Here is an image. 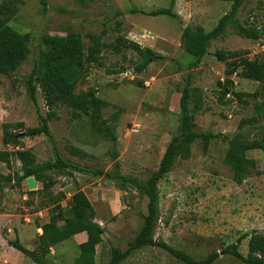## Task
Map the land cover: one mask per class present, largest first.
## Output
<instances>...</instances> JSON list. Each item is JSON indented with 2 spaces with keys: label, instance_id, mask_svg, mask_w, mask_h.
Returning a JSON list of instances; mask_svg holds the SVG:
<instances>
[{
  "label": "rangeland",
  "instance_id": "374dc122",
  "mask_svg": "<svg viewBox=\"0 0 264 264\" xmlns=\"http://www.w3.org/2000/svg\"><path fill=\"white\" fill-rule=\"evenodd\" d=\"M169 5L170 0H47L43 11L40 0H18L17 14L8 23L17 33L28 35L30 53L12 75H0V151L29 150L38 165L54 161L56 153L69 162L74 169L61 177L57 172L45 174L44 179L54 185L46 192L39 191L38 206L48 205L49 219L54 199H60L66 211L71 195L84 190L95 211L94 222L103 230L102 242L95 248L97 264L109 261L112 248L126 251L139 234L148 200L122 178L145 183L157 171L171 137L178 133V103L188 85L194 130L198 135L211 137L206 149L202 138H197L191 145L190 158L175 159L169 173L157 183L158 221L154 239L185 251L196 260L217 252L219 258L214 264H241L222 251L243 234L264 233V152L246 153L249 173L241 185L233 182L232 170L223 162L227 138L237 132L242 119L256 121L244 125L241 132L251 140L264 142V117L256 115L254 102L248 99L247 106L230 96L228 104L218 102L216 82L224 79V65L213 56L221 50L250 60L256 56L264 58V0H244L194 67L193 57L186 54L182 45V30L199 26L205 32L211 31L224 15L230 14L232 3L175 0V18L146 15ZM233 21L245 28L255 27L260 38L253 41L239 36ZM67 33L80 35L85 47L91 45L90 37L107 46L101 53V66L86 68L75 92L95 91L104 103L102 120L116 141L106 135L104 126L92 123L89 116L73 119L66 106L58 105L56 117L48 124L52 141L41 135L24 137L17 147L4 146V124L11 126L9 131L23 124L22 131H14L25 132L39 125L37 112L47 114L39 89L35 103L31 101L26 79L39 53L45 50L43 38ZM118 37L137 40L142 47L147 44L163 59L150 62L145 71L138 73L140 57L135 52H114ZM231 78L235 92L252 94L257 88L253 81ZM194 88L199 92L195 94ZM72 148L82 150L86 156L72 155ZM0 173L20 176V162L11 156L10 168L0 163ZM39 178L41 186L43 180ZM19 188L6 186L0 191V241H14L15 228L30 224L33 206L28 202L34 199L32 193ZM24 194L28 196L26 200H22ZM247 242L248 237L238 245L242 256H246ZM36 243L37 238L31 239V246L35 248ZM6 245L5 242L4 248ZM24 245L31 249L26 242ZM18 253L7 248L5 260L10 264H35L24 256L18 258ZM79 253L74 241L68 239L50 249L48 258L53 264H78ZM120 264L182 263L160 248L145 247L132 251Z\"/></svg>",
  "mask_w": 264,
  "mask_h": 264
},
{
  "label": "trees",
  "instance_id": "16d2710c",
  "mask_svg": "<svg viewBox=\"0 0 264 264\" xmlns=\"http://www.w3.org/2000/svg\"><path fill=\"white\" fill-rule=\"evenodd\" d=\"M219 1L232 3L230 14L224 15L211 31L205 32L199 26L185 27L182 30V45L186 54L193 57V67L197 66L206 55L209 42L221 35L224 26L232 20V15L244 0ZM17 4L18 0H0V75L3 76L12 75L30 53L28 35H21L8 26L9 21L17 14ZM40 4L45 11L47 0H40ZM174 4L175 0H170L168 8L155 9L146 15L175 18ZM233 26L241 37L253 41L260 38L255 27L245 28L236 21H233ZM90 39L91 45L85 47L81 36L76 33L43 38L45 50L41 51L35 60L33 70L26 79V86L33 103L36 101V90L41 91L48 112L45 116L37 112L39 125L22 132L23 134L14 131H22L23 124L15 125L13 131H9L11 126L4 124L1 138L4 146L17 147L22 136L26 135L31 137L43 135L52 141L48 124L50 120L56 117L55 108L58 105L66 106L73 119H78L81 115L89 116L92 123L104 126L106 135L116 141L112 130L102 120L101 109L104 103L96 97L95 91L75 92L76 84L85 77L86 68L101 66V53L107 47L100 39L93 37ZM122 49H130L140 57V62L136 67L138 73L145 71L150 62L163 59L160 54L153 52L148 47H142L136 42L118 37L113 50L115 53H119ZM213 56L224 65V79L216 82L218 102L222 105L228 104L230 100L227 96H230L241 105L247 106L249 102L246 99H248L254 102L253 108L256 115L264 117V58L256 56L250 60L247 57L237 55L235 52L221 50L215 51ZM232 76L257 83L256 90L252 94L235 92ZM193 92L196 94L199 90L194 88ZM190 99L191 90L188 85L184 87L178 103L180 114L178 133L171 137L157 171L152 173L145 183L122 178L123 182L126 181L127 184L147 198V213L143 217L139 234L130 243L128 249L121 252L112 248L109 261L101 264H120L132 251L145 247L160 248L182 264H214L219 258V253L212 252L205 258L196 260L185 251L175 249L162 241L155 240L153 237L158 221L157 183L169 173L175 159L187 160L190 158L191 145L197 138H202L206 149L208 139L211 137L205 134L198 135L195 132V119L189 108ZM194 108L197 109L195 104ZM255 121L254 118L240 120L237 132L232 137L227 138V150L223 162L231 168L232 179L236 185H241L249 173L246 153L254 150L264 152V142L251 140L241 132L244 125ZM70 153L78 157L86 156L82 150L75 148H72ZM11 156L20 162V176L18 174L11 176L0 173V191L6 186L15 185L19 188L20 183L29 177H34L37 181H39V177H42L41 191L46 192L54 185V182L49 179L45 180V174L57 172L58 175H63L68 170L74 169L58 153L55 154L54 161L38 165L35 155L29 150L22 149L12 152L0 151V163L10 168ZM119 189H124V186H120ZM67 207L68 209L64 211L60 205V199H54L49 220L40 227L42 233L37 237L36 247L33 250L23 247L18 239L9 242V245L35 264H53L48 258L51 248L79 233H85L86 241L78 246L80 251L78 264H97L94 260L95 248L102 242L103 230L94 222L95 211L90 201L82 191L77 190L71 195ZM247 237V253L246 256H242L238 245ZM222 253L233 257L241 264H264V233L243 234L236 243L228 245Z\"/></svg>",
  "mask_w": 264,
  "mask_h": 264
},
{
  "label": "crops",
  "instance_id": "0c3cea01",
  "mask_svg": "<svg viewBox=\"0 0 264 264\" xmlns=\"http://www.w3.org/2000/svg\"><path fill=\"white\" fill-rule=\"evenodd\" d=\"M126 37L125 39L126 40H129L131 38H128ZM129 41H132V40H129ZM137 41V40H134V42ZM136 43H140L139 41H137ZM145 47H148L151 49V46L147 45V44H144ZM3 174V173H2ZM6 175V174H4ZM61 177V175H60ZM32 180H34L32 182ZM22 192H27V193H32L31 194V198L33 197V201L29 200L28 204L32 207L33 206V210L31 211V213H29V223L30 224H26V226H23L21 228H15L16 232H14L15 234V237H17L18 241L20 242V244L25 247L27 249V247L24 245L25 242L31 247L30 250H33L34 247L33 245L31 246L30 245V241L31 239L34 240L35 238L39 237L41 235V229L40 227L47 223L48 222V210H49V207L46 203L44 204H41L40 206H38L39 204V201L41 200V196L39 194V191L42 190V185L39 186V181H37L34 177H29L27 179H24L21 183H20V188ZM52 191V190H51ZM60 191H62V189H60ZM81 191V190H80ZM82 192L85 194L84 190H82ZM48 194V192H47ZM67 196V195H66ZM27 195L24 194L22 200H26L27 199ZM13 217H15V215H11ZM32 227V229H31ZM26 236L29 237V240L27 239L26 240ZM76 238H79V240H74ZM74 241V244L76 245V247L78 248L79 245H81L82 243H84L86 241V235L85 233H79L75 236H73L72 238H70ZM25 240V241H24ZM24 241V243H23ZM7 243V248L11 247L9 245V242H12V241H8V240H4V239H1L0 241V264H3L2 262H4L5 264H10L9 262H7L5 260V255H4V252H6V249L7 248H4L3 244L4 243ZM58 245H56V247H58ZM52 249V248H51ZM18 258L22 257L23 255H21V253H18L17 254ZM18 258H16L18 260ZM17 261H15L14 263L12 264H16Z\"/></svg>",
  "mask_w": 264,
  "mask_h": 264
},
{
  "label": "water",
  "instance_id": "95a60500",
  "mask_svg": "<svg viewBox=\"0 0 264 264\" xmlns=\"http://www.w3.org/2000/svg\"><path fill=\"white\" fill-rule=\"evenodd\" d=\"M20 134H23V133L20 132ZM24 137L30 138L31 136L30 135L22 136V138H24Z\"/></svg>",
  "mask_w": 264,
  "mask_h": 264
}]
</instances>
